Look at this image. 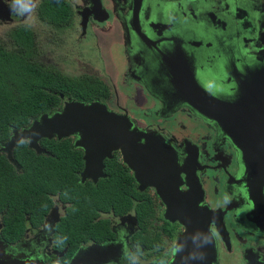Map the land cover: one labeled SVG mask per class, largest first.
I'll list each match as a JSON object with an SVG mask.
<instances>
[{
  "label": "flooded vegetation",
  "instance_id": "af4514ba",
  "mask_svg": "<svg viewBox=\"0 0 264 264\" xmlns=\"http://www.w3.org/2000/svg\"><path fill=\"white\" fill-rule=\"evenodd\" d=\"M100 1L102 10L97 8L96 0H0L11 12L10 19L0 17V28L12 22L6 38L0 35V44L9 49L34 48L31 55L34 60L71 76L63 64L60 68V64L47 59L43 48H60L63 56L64 48L81 49L85 56L74 57L76 63L86 65L90 64L89 58L96 63V56L101 55L103 48H110L111 40L115 39L113 48H123L132 77L143 91L141 96L135 92L136 98L130 101L138 112L139 106L148 109L143 118L137 119L130 113L133 109L122 104L117 81L113 82L112 96L108 97L105 84L91 73L71 77L99 80L105 87L103 95L107 100L103 96L95 100L105 102L117 113L128 114L138 127L163 135L175 148L181 165L184 166L189 155L196 159L200 194L203 189L200 202L220 211L225 226L220 230L214 221L211 223L217 247L212 264H264V123L249 141L235 142L220 121L188 104L175 85L178 80L189 78L192 71L197 81L214 94L233 101L244 96L240 84L245 81L247 71L264 66V0ZM18 29L31 36V44L17 43L14 33ZM234 29L238 33L222 37L225 30ZM103 60H99L101 65L112 71L114 68ZM84 65L82 68L87 69ZM61 97L63 106L66 101L80 100L64 93ZM242 145L249 146L250 158L244 157ZM112 158L126 164L119 151H114ZM112 158H106L105 163ZM185 176L184 172L181 178ZM191 182L194 186L192 179ZM181 188L187 190L189 185L184 182ZM146 189L157 201L155 229L162 240L154 247L137 241L133 236L140 227L133 212L114 217L112 240L124 243L123 252L119 261L106 264H134L136 254L149 260V264H169L173 259L184 226L164 217L166 204L155 187L143 190ZM57 205L40 227H27L16 241L3 236L0 215V237L14 253L19 248L32 258H43L47 264H68L71 257L67 259L65 248L58 249L54 240L56 223L66 208Z\"/></svg>",
  "mask_w": 264,
  "mask_h": 264
},
{
  "label": "trees",
  "instance_id": "16d2710c",
  "mask_svg": "<svg viewBox=\"0 0 264 264\" xmlns=\"http://www.w3.org/2000/svg\"><path fill=\"white\" fill-rule=\"evenodd\" d=\"M14 37L19 45L32 43L22 29ZM33 53L34 48L9 49L0 44V145L13 128L21 129L43 113L61 108V93L83 101L105 94L99 80L63 75L34 60ZM40 145L47 153H37L28 140H20L13 150L17 163L0 149V215L6 239L16 241L27 227H40L60 203L66 208L56 223L54 240L58 249L65 248L67 259L83 244L113 241L112 218L130 212L140 227L133 236L137 241L154 247L162 240L152 225L158 221L154 195L138 188L121 160L108 159L105 177L83 182L84 152L75 146L73 136L41 138Z\"/></svg>",
  "mask_w": 264,
  "mask_h": 264
},
{
  "label": "water",
  "instance_id": "95a60500",
  "mask_svg": "<svg viewBox=\"0 0 264 264\" xmlns=\"http://www.w3.org/2000/svg\"><path fill=\"white\" fill-rule=\"evenodd\" d=\"M96 4L102 10L101 1L96 0ZM7 9L0 3V17L11 18ZM245 77L240 84L244 96L234 101L210 92L197 81L192 71L189 78L178 80L175 85L177 93L188 104L210 119L220 121L224 131L235 142L249 141L252 139L250 136L260 132L264 123V66L249 69ZM70 136H73L75 146L84 152L83 182L87 179L97 182L105 177V159L112 158L114 151H119L123 161L134 172L138 188L157 189L166 204L164 217L184 226L169 264H212L217 256V247L211 223L214 221L220 230L225 226L221 223L220 211L202 206L200 202L203 189L200 188V194L196 159L189 155L184 159V166L181 165L175 148L166 142L163 135L138 127L128 114L117 113L100 100H69L62 109L45 112L21 129L13 128L10 138L1 144V150L10 161L17 163L13 150L20 140H28L29 147L37 153H47L40 145L41 138L61 140ZM241 148L244 157L250 158L249 146L242 145ZM184 172L186 176L182 179ZM184 182L189 185L187 190L181 188ZM123 244L122 241H107L82 245L68 264L119 261ZM9 245L0 237V264H47L43 258H32L25 250L18 248L14 253Z\"/></svg>",
  "mask_w": 264,
  "mask_h": 264
},
{
  "label": "rangeland",
  "instance_id": "374dc122",
  "mask_svg": "<svg viewBox=\"0 0 264 264\" xmlns=\"http://www.w3.org/2000/svg\"><path fill=\"white\" fill-rule=\"evenodd\" d=\"M11 25H12V22H8L6 26H2L0 28V35L2 34L4 38H6L7 32L9 31V28L11 27ZM233 32H237L236 29H234V31L232 32L225 30V32L222 34V37L230 38L231 36L235 35V33ZM39 38L42 39V36H40ZM102 41L104 42V39H102ZM115 42H116L115 39L111 40L110 48H103L100 56H98L99 54L97 53L98 55L96 56V63L88 57L90 64L86 63V65H84L81 61H80V64L76 63V57L83 58L85 56L81 49L64 48V53H63L64 56L61 53L62 51L59 50L60 48L59 49L58 48H43V50H44V56L47 55L46 56L47 59H50L51 61L60 64V68H62V64H63L64 70L68 75H71V76L79 75L80 76V75H83L84 72H87V73L89 72L95 77L99 78V80L102 81L107 87L108 97L112 96L111 94H112L113 82L117 81L119 89L122 92V98H123L122 104L125 107H130L131 109H133V111L130 113L134 117H136L137 119L143 118L146 115L145 111L148 109L142 106H139V108L141 109L138 112L137 109L134 108L136 107L135 104L133 102H130L131 99L136 98L137 96L136 94H139L140 96L141 94L143 95V91L141 90L140 86L136 84L135 79L132 77V74H131L132 70H130V66L125 59L123 48H113V45ZM68 43L69 42H67L66 44ZM63 59L67 60L68 62L64 61V63H62ZM98 59L106 60L110 64V66L113 67L116 71L114 69H112L111 71L110 67H106V65L105 66L101 65ZM95 64H96V67L94 66ZM83 65L87 66V69H83L82 68ZM140 96H138V101L141 99ZM103 99L107 100V96L104 97L103 95ZM143 100H145L146 103L149 102V100L147 99L148 100L147 101L144 97H143ZM140 104H141V101H140ZM148 119L149 117L146 118V120ZM152 225L153 226L157 225V220H154ZM140 256H141L140 254L135 255V258L133 260L134 264H149V260H144Z\"/></svg>",
  "mask_w": 264,
  "mask_h": 264
}]
</instances>
